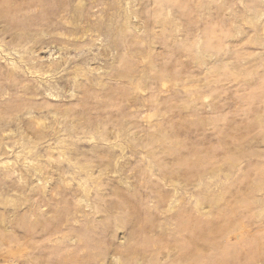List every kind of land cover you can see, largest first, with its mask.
Segmentation results:
<instances>
[{"label": "rangeland", "instance_id": "1", "mask_svg": "<svg viewBox=\"0 0 264 264\" xmlns=\"http://www.w3.org/2000/svg\"><path fill=\"white\" fill-rule=\"evenodd\" d=\"M0 264H264V0H0Z\"/></svg>", "mask_w": 264, "mask_h": 264}]
</instances>
